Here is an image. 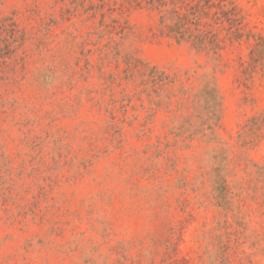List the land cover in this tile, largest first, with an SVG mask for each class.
Masks as SVG:
<instances>
[{
    "label": "rangeland",
    "instance_id": "374dc122",
    "mask_svg": "<svg viewBox=\"0 0 264 264\" xmlns=\"http://www.w3.org/2000/svg\"><path fill=\"white\" fill-rule=\"evenodd\" d=\"M0 264H264V0H0Z\"/></svg>",
    "mask_w": 264,
    "mask_h": 264
}]
</instances>
